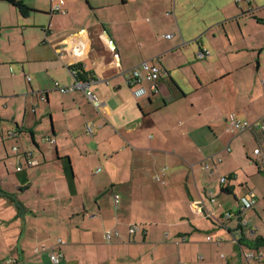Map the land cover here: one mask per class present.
I'll use <instances>...</instances> for the list:
<instances>
[{
	"label": "crops",
	"instance_id": "crops-1",
	"mask_svg": "<svg viewBox=\"0 0 264 264\" xmlns=\"http://www.w3.org/2000/svg\"><path fill=\"white\" fill-rule=\"evenodd\" d=\"M19 1L26 9L0 2V188L27 212L24 220L0 193V264H53L51 252L63 254L57 264H252L244 255L262 256L241 244L264 240V130L231 133L226 120L264 123V14L248 11L247 0H221L207 14L221 13L208 43H195L208 55L196 60V34L175 18L170 39L151 34L154 9L173 17L169 3L63 0L60 14L51 10L57 0ZM249 20L262 31L256 38ZM146 61L160 70L158 92L136 100L126 74ZM76 79L86 90L56 89ZM207 113L211 135L198 125ZM251 196L258 209L242 210L239 199ZM108 231L118 236L107 241Z\"/></svg>",
	"mask_w": 264,
	"mask_h": 264
},
{
	"label": "rangeland",
	"instance_id": "rangeland-1",
	"mask_svg": "<svg viewBox=\"0 0 264 264\" xmlns=\"http://www.w3.org/2000/svg\"><path fill=\"white\" fill-rule=\"evenodd\" d=\"M161 1H162V3H161ZM223 1L226 2V4L229 7H230V2L232 1V5L235 7L234 3L236 2V0H223ZM237 1H238L237 2L238 4L246 3L245 0H237ZM247 1L249 4H247L245 6V8L246 9L248 8V11L253 10L252 12L256 13V15L258 14V16H262L264 14V0H247ZM155 2H157L158 4H161L162 6H163V4L165 5V3H169L170 4V12L173 9V17H172V15L171 16L161 15V9L160 8L154 9L153 13H155V15H156L155 17H157L158 20L154 23L152 21L153 25L151 27V32H153V33H151V34L153 35V37L156 40H163V38H165V35L167 34V32H168V35L171 37V34L175 30L172 28V26L170 25L171 23H169L168 20H172L175 18L177 21L176 23H177L179 30H183V27L185 26L187 30L189 29L185 33L186 35L192 34V33L196 34L195 35L196 37L191 39L189 42H191L193 44L194 54H195V58L197 60V54H198L199 50L197 51V44H195V43H196V41L201 39L202 36H204V37L206 36L205 40L208 43V41H209L208 38H209L210 34H208V35H206V34L210 30L217 28V23L215 24V22H217L218 19L221 17L220 16L221 13L219 14L216 12L214 15H207V14L209 13L210 10L213 11V10L217 9L218 7H221V4H222L221 0H217L216 2L214 0H156ZM147 14H151V10ZM222 15H223V12H222ZM147 16H149L148 17L149 19H147V22L148 21L150 22L152 17L150 15H147ZM162 16L165 18H162ZM147 22L143 25H146ZM172 22H174V21L172 20ZM234 26H235V24H234ZM243 26H244V24H241V27H243ZM247 27L249 29L250 34L252 32H255V33H253V35H251L254 38H256V36H258L262 32L261 30H258V27H257V24L255 23V21L249 20V24L247 25ZM235 28L237 29V27H235ZM220 29H222V28H220ZM222 31H224V30L222 29ZM257 32H259V33H257ZM184 40H186V37ZM249 42H250L249 46H253L252 44H254L256 42V40L253 38H250ZM206 62H208V61H206ZM206 62H201L199 65H203ZM255 62L250 65L249 70H250L251 74L247 75L248 78L252 77V79H254L253 77L255 76V64H256ZM175 75L177 76L178 74L175 73ZM205 116H207L208 118H205ZM176 120L177 119H171V122H176ZM207 121L211 123L212 114H210V113L204 114L203 117H201L200 121L198 122V125H201L200 126V127H202L201 130H203V131L207 130V131H209V134H210V130L205 125ZM226 126H227V123H226ZM17 146L19 147V145H17ZM27 149H30L27 151L32 150L33 152H35V149H33V147L31 145L29 147H27ZM243 160L246 164L249 165L250 162L246 159L245 155L243 156ZM250 164H252V163H250ZM253 167H254V165H253ZM164 172H160V173H164ZM258 184L264 185V179H263V181L261 180L260 182H258ZM261 202L264 203V200L261 199ZM253 209L256 210L258 208L255 205V206H253ZM261 218L264 219V217H261ZM254 222L258 224V227H260L259 229L262 228L263 225L261 223V220L255 218ZM261 232H262V235L264 237V230H261ZM207 244H209V243H207ZM247 250L244 249L245 252ZM260 251H261L260 253L264 257V248L260 247ZM251 263L252 264H258L254 259L251 260ZM263 264H264V262H263Z\"/></svg>",
	"mask_w": 264,
	"mask_h": 264
},
{
	"label": "built area",
	"instance_id": "built-area-1",
	"mask_svg": "<svg viewBox=\"0 0 264 264\" xmlns=\"http://www.w3.org/2000/svg\"><path fill=\"white\" fill-rule=\"evenodd\" d=\"M63 6H64V1L63 0H57V2H55V4L52 5V12L53 13H60V14H64V10H63ZM166 39H169L170 36L169 35H165ZM208 55L207 52L204 51H199L197 54V59L198 60H202L204 59L206 56ZM114 58H117L118 55L114 53L113 55ZM74 73V72H73ZM160 70L154 66L152 61H146V62H142L141 64H139L138 66L130 69L127 74H126V81L128 82V85L130 87V91L132 94V97L136 100H139L143 97H145L148 94H156L158 92V86H159V81H160ZM145 83H148V87L144 86ZM262 84L264 86V79L262 81ZM87 88V83H84L82 81H78L77 79L74 81V84L70 87H58L56 85V89L60 92V93H66L69 91H73L75 89H82V90H86ZM87 98L90 99L91 101L95 102L96 99L91 95L90 92H86L85 93ZM227 130L231 133H242L244 131L247 130H264V123H258V122H254V123H248V122H244V121H240L236 118V116L234 114H229L227 116ZM85 131L88 134L92 133V129L89 125H86L85 127ZM10 136L15 137L16 133H10ZM45 142H51V139H44ZM13 151L16 152L15 147L13 148ZM227 151H229V149L227 148ZM259 151L256 150L255 154H258ZM25 159H26V165L28 167H32L35 166L36 163L31 159V157L29 155H25ZM217 162H220V159H217ZM22 169V167L19 165L16 168V171H20ZM204 169H208L207 164H204ZM165 168L162 169L161 172H164ZM155 181H160V175H156L154 177ZM228 180L227 177H223L220 179V183L224 184L226 181ZM213 202V200H211ZM119 202V198L117 196L113 197V204L116 207L118 205ZM239 203L241 206V209L246 211L251 209L254 205H255V200L253 198V196H251L250 198H240L239 199ZM91 217H94V215H91ZM242 226H245L246 223L245 221H240ZM138 230V225H131L128 229L129 234H134L136 231ZM112 236H118L117 232H111L108 231L105 233L104 237L107 241L110 240V238ZM207 241H211L210 238H207ZM53 250V249H52ZM63 254L62 253H56V252H51L49 255L50 261L53 264H57L59 263V261L62 259ZM246 260H251V259H257L258 261H262L263 258L262 256H255L254 253L250 252L247 253L246 255H244Z\"/></svg>",
	"mask_w": 264,
	"mask_h": 264
},
{
	"label": "trees",
	"instance_id": "trees-1",
	"mask_svg": "<svg viewBox=\"0 0 264 264\" xmlns=\"http://www.w3.org/2000/svg\"><path fill=\"white\" fill-rule=\"evenodd\" d=\"M0 2L7 3V4L11 5L12 7L16 8V9H20V10L26 9V7L23 5V3L21 1H19V0H0ZM227 178L229 180L231 178V176H229ZM227 192L229 193L228 190H227ZM241 246L247 247L249 249L257 250L260 247H264V240L263 239H259L258 242H254L252 244L251 243L250 244L247 243L245 245L241 244Z\"/></svg>",
	"mask_w": 264,
	"mask_h": 264
},
{
	"label": "water",
	"instance_id": "water-1",
	"mask_svg": "<svg viewBox=\"0 0 264 264\" xmlns=\"http://www.w3.org/2000/svg\"><path fill=\"white\" fill-rule=\"evenodd\" d=\"M16 136H17V134H16ZM15 150H16V152H18L19 151V148L18 147H15ZM26 154L29 155L30 157L32 156V152H24V155H26ZM0 193H1V195H5L6 197L10 198L11 201H14L15 202V205L16 206H18V207L21 208V211L18 214L21 215L24 218V220H25L24 212H27V211L23 207V205L16 200V195L14 193H6L1 188H0Z\"/></svg>",
	"mask_w": 264,
	"mask_h": 264
}]
</instances>
